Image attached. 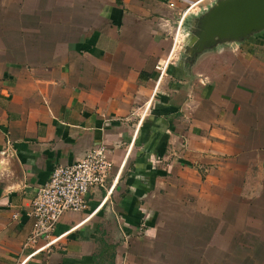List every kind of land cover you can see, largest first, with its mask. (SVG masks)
<instances>
[{"label": "crops", "instance_id": "1", "mask_svg": "<svg viewBox=\"0 0 264 264\" xmlns=\"http://www.w3.org/2000/svg\"><path fill=\"white\" fill-rule=\"evenodd\" d=\"M216 1L0 0V264H185L194 222L195 243L231 226L215 244L247 222L261 245L234 257L264 264V64L240 52L264 33L182 61L187 22ZM100 146L111 193L27 244L36 190Z\"/></svg>", "mask_w": 264, "mask_h": 264}, {"label": "built area", "instance_id": "2", "mask_svg": "<svg viewBox=\"0 0 264 264\" xmlns=\"http://www.w3.org/2000/svg\"><path fill=\"white\" fill-rule=\"evenodd\" d=\"M194 6L191 5L186 13ZM181 43L177 30L171 51L156 66L159 80L167 74L170 65L177 58L178 45ZM108 154V149L100 146L71 165H60L53 169L48 182L36 190L27 214L33 220V230L27 244L48 238L64 213L88 210L91 192L105 191L107 195L111 193L115 181H109L114 165ZM14 217L17 218V215ZM38 251L40 249L36 250Z\"/></svg>", "mask_w": 264, "mask_h": 264}, {"label": "water", "instance_id": "3", "mask_svg": "<svg viewBox=\"0 0 264 264\" xmlns=\"http://www.w3.org/2000/svg\"><path fill=\"white\" fill-rule=\"evenodd\" d=\"M182 61L193 63L198 54L220 43H243L264 33V0H217L188 22Z\"/></svg>", "mask_w": 264, "mask_h": 264}, {"label": "rangeland", "instance_id": "4", "mask_svg": "<svg viewBox=\"0 0 264 264\" xmlns=\"http://www.w3.org/2000/svg\"><path fill=\"white\" fill-rule=\"evenodd\" d=\"M262 42L263 43L261 45L257 44V45H254L252 48H248L246 50H244V49L241 50L240 51L241 56L243 55V57H245V58H255L257 60V63H263L264 64V37H263ZM242 51L244 52V54H242ZM220 57L223 59H227L226 54H223V56L220 55ZM249 68L253 69L250 66H249ZM249 68L247 67V69H246L247 72H249ZM252 77H253V80H255V76L253 75ZM243 192H245V190ZM208 209H210V208H208ZM210 211L212 213H214L213 209H210ZM181 218H182V216H181ZM177 219H178V217H177ZM208 223L215 225L212 228V231L208 230L211 235H209V233L208 234L204 233L203 234L204 235V241L202 240V238H203V235H202L199 238V240L197 241V243H195V240L197 238V236H195V234H197V232H199V234H200L201 230H198L199 227H196V222L191 224L192 226L191 225L189 226V223H188L186 225L187 228H184V231H188V234H191L189 239L192 240L191 244H190L191 247L194 248L192 251L197 253L196 256L190 258L189 261L186 260L185 264H203V262H204V264H238L237 258L234 257V254L236 253L237 250H239L240 256L244 257L246 254L248 255V252L252 253L256 246L261 245V244H258V242H249L248 241V236L245 233H248V234H253V233L251 231V228L247 226L248 224L246 225L247 222H239V224H237L238 227L234 229V234H238L239 237L238 236H232V237L234 239L240 238V242L232 243L231 242L232 237L226 236V237H222V240L227 239V240H229V242H225V240H224V242H222L221 244H218V243L215 244V242H214V240L216 238L215 232L218 230V228L222 224H224V222H208ZM259 224L264 225V222H259ZM260 225H258V222H257L256 228L259 227ZM222 227L225 228V231L231 230V226H229V224L228 225L224 224ZM172 229L181 230L178 232V234H182V231H183L182 227L180 228L177 226H173ZM207 229H208V227H207ZM204 231H206V229ZM255 234L257 235L258 232L255 231ZM164 235H166V233H164ZM257 238L258 237L255 236L254 240H256ZM238 245H239V249H237ZM161 250H163V246H161V249L158 251H161ZM227 250H228V252H226ZM201 254L203 255L204 258L201 257ZM221 254H223V256H224L222 259L220 258ZM205 256H206V259H205ZM201 259H202V261L200 262ZM242 260H244V259H242ZM242 260L239 261L240 264H244V263H242L243 262ZM163 261H165V262L169 261V263H166V264H172L173 263V260H170V258L168 259V261L164 260L162 251L158 252L157 257L155 258V264H161ZM245 262H246V260H245ZM176 264H181L180 260Z\"/></svg>", "mask_w": 264, "mask_h": 264}]
</instances>
